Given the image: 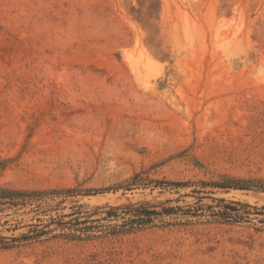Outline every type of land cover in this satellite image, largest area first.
Returning <instances> with one entry per match:
<instances>
[{"label": "rangeland", "instance_id": "374dc122", "mask_svg": "<svg viewBox=\"0 0 264 264\" xmlns=\"http://www.w3.org/2000/svg\"><path fill=\"white\" fill-rule=\"evenodd\" d=\"M0 188L75 191L0 264H264V0H0Z\"/></svg>", "mask_w": 264, "mask_h": 264}, {"label": "trees", "instance_id": "16d2710c", "mask_svg": "<svg viewBox=\"0 0 264 264\" xmlns=\"http://www.w3.org/2000/svg\"><path fill=\"white\" fill-rule=\"evenodd\" d=\"M158 184H169L170 186H176V183H161ZM50 194H63L64 196H74L75 191L73 190H52L48 192H40V191H22V190H14L9 188H0V206H3L7 209L25 207L26 205H33L34 203H41L42 198L45 195ZM230 210H234L232 207H228ZM168 210H150V209H140V210H128L123 212L124 215L130 216V219H127L126 223H133V221H141L144 224H148L150 220L155 217L160 216L162 213H168ZM112 216H117V213H108L107 217L110 218ZM86 223V222H85ZM72 238H79V236H70Z\"/></svg>", "mask_w": 264, "mask_h": 264}]
</instances>
